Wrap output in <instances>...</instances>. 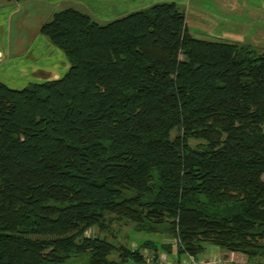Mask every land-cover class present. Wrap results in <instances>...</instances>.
I'll return each mask as SVG.
<instances>
[{"label": "trees", "instance_id": "16d2710c", "mask_svg": "<svg viewBox=\"0 0 264 264\" xmlns=\"http://www.w3.org/2000/svg\"><path fill=\"white\" fill-rule=\"evenodd\" d=\"M184 18L158 0L40 22L68 67L0 80V264L143 263V247L158 264L157 248L178 261L204 242L264 255V50L194 36ZM113 218L173 243L87 233Z\"/></svg>", "mask_w": 264, "mask_h": 264}, {"label": "rangeland", "instance_id": "374dc122", "mask_svg": "<svg viewBox=\"0 0 264 264\" xmlns=\"http://www.w3.org/2000/svg\"><path fill=\"white\" fill-rule=\"evenodd\" d=\"M176 4L184 10L185 13V24L189 32H191L194 36L201 37V38H208V39H219L229 42H236V43H248L254 49L259 52L264 50V36L258 37L255 33L249 30L246 24H243L246 31H233L231 30V26L229 25L228 21H218L217 18L213 17L214 15V8L211 7L209 11L205 9L206 12L211 15V19L215 20L212 24L207 23V21H211L209 19H205L201 21V18H198L194 8L192 7L196 0H190V5L188 4L187 0H174ZM66 6L65 3H58L56 9L62 8ZM80 9V7H77ZM127 9L126 11L131 10ZM88 10V9H82ZM91 13V16L97 18L99 22H105L110 20L116 16L112 15L109 11L107 13L98 14L97 11L95 13L93 11L88 10ZM108 11V10H107ZM39 16V15H38ZM118 16V15H117ZM39 17L37 15L33 16V22H37ZM254 26V25H253ZM235 27L233 26V29ZM36 33V32H35ZM33 27L30 28V32L27 37V41H24L23 44H30L33 47L31 50L28 49L27 51L24 50L22 44H19L18 48L14 47L11 50H4L5 52L0 55V80L7 84L10 87L19 88L24 85L28 81L34 80H41L46 77V67L52 62L53 60H57V53L58 55H62L63 53L61 50L51 44H47V46L43 49L40 48L38 50V54H34L33 50L38 47V43L36 42V38L33 35ZM10 44L15 45L17 41L14 37H11ZM13 42V43H12ZM64 57V56H63ZM37 62L38 68L35 72H29V67H35V63ZM31 64V65H30ZM30 65V66H29ZM29 66V67H28ZM28 67V69H27ZM43 67V68H42ZM20 68V71L18 72ZM45 68V69H44ZM18 69V70H17ZM57 75V68L52 69V75ZM57 77V76H56ZM175 130L171 131L173 134ZM191 143H194L195 140L190 139ZM87 233L90 235L97 234L99 236H104L107 240L114 241L116 243H122L130 248H134L138 241L142 239H151L154 241H163V242H172V237H170L166 233H148L143 231H138L134 229L133 223L131 221L125 219H111L108 222L106 229H98L97 227H91L87 230ZM140 252L144 256L143 263H135L131 261H125L120 264H149L151 260V255L153 254L152 251L147 248L143 247L140 249ZM157 261L158 264H167V261H175L174 258L170 259L172 253L166 252L161 248H157ZM110 258L118 259V255L116 252H111L108 255ZM183 257V255H181ZM196 260H202V262L206 260H215V264H227V263H237L241 264L247 262L248 264H264V255L255 256L248 258L244 253L238 251H228L220 248L217 245L204 242V249L200 251L198 254L194 256ZM181 259V258H180ZM180 262V261H179ZM198 262V261H197Z\"/></svg>", "mask_w": 264, "mask_h": 264}, {"label": "crops", "instance_id": "0c3cea01", "mask_svg": "<svg viewBox=\"0 0 264 264\" xmlns=\"http://www.w3.org/2000/svg\"><path fill=\"white\" fill-rule=\"evenodd\" d=\"M153 1L158 0H0V50L3 53L6 50L14 49V47L18 48L19 44H22L23 47L21 48L24 50H31L33 47L30 44H23V42L27 41L30 28L33 27V33L35 34L33 35L38 43V47L33 50V53L38 54L37 51L40 48H45L49 42L37 31V27L40 22L49 17L58 3L88 9L94 13L97 11L98 14L110 11L112 15L117 16L125 13L127 9L142 7ZM187 2L190 5V0H187ZM192 4L194 12L197 14L195 16L201 18V21L205 22V19H209L211 21H207V23L212 24L215 22L205 10L208 9L207 11H209L213 7L215 10L213 19L217 18L218 21L227 20L229 25L235 27L233 29V26H231V30L246 31L243 25L246 24L249 30L252 31L250 33H255L258 37L264 36V0H196ZM34 15L42 20L33 22ZM11 37L17 40L15 45L10 44V39H13ZM56 55L57 60H53L46 69L44 68L47 72L46 78L51 77L53 68H57V75H52L56 77L68 67L65 56L58 55V53ZM31 64L36 66L29 67ZM31 64L28 66L30 68L29 72H35L39 68L37 62Z\"/></svg>", "mask_w": 264, "mask_h": 264}, {"label": "built area", "instance_id": "2783aa9c", "mask_svg": "<svg viewBox=\"0 0 264 264\" xmlns=\"http://www.w3.org/2000/svg\"><path fill=\"white\" fill-rule=\"evenodd\" d=\"M170 259L174 258L173 256H169ZM181 259H179L178 261H167V264H215V260L211 259V260H206L204 262H202V260H196V258L189 254V253H185L183 254V257H180ZM180 261V262H179ZM198 261V262H197Z\"/></svg>", "mask_w": 264, "mask_h": 264}]
</instances>
